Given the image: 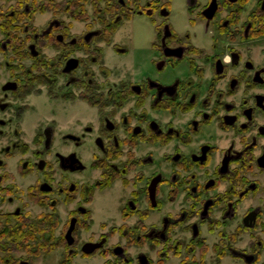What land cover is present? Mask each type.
Here are the masks:
<instances>
[{
	"label": "flooded vegetation",
	"instance_id": "1",
	"mask_svg": "<svg viewBox=\"0 0 264 264\" xmlns=\"http://www.w3.org/2000/svg\"><path fill=\"white\" fill-rule=\"evenodd\" d=\"M82 2L86 19L73 20L85 23L92 0ZM117 2L124 9L115 23L144 16L153 34L130 63L115 66L104 57L111 37L100 36V20L76 39L54 15L29 42L24 13L0 22V51L13 57L0 69V264H29L21 236L28 219L45 215L57 222L53 236L63 222L53 241L69 254L103 251L117 235L149 251L160 245L162 257L188 248L257 260L264 247V0ZM110 190L116 210L107 218L119 223L97 236L96 197ZM89 229L91 238L80 241ZM124 245L110 252L127 264H152L144 251L135 262L127 258Z\"/></svg>",
	"mask_w": 264,
	"mask_h": 264
},
{
	"label": "rangeland",
	"instance_id": "2",
	"mask_svg": "<svg viewBox=\"0 0 264 264\" xmlns=\"http://www.w3.org/2000/svg\"><path fill=\"white\" fill-rule=\"evenodd\" d=\"M24 0H19L21 3H17L18 5H15L16 1H9V0H0V22L3 20L10 21V18L7 14L9 12L16 10L17 13H22L24 10V4L22 3ZM37 0H28V2L34 4ZM61 1V0H60ZM64 1V0H63ZM85 1V0H84ZM70 3H72L71 9L72 10H78L81 9L85 4L82 2V0H71ZM89 3V2H88ZM128 4V3H127ZM180 5L179 1H176L173 4V11H176ZM119 7V8H118ZM123 7H121L117 0H92V7L88 5L87 8V21L85 23L81 21H74L71 18H68L66 14H59L56 16L57 19H61L64 22V25H67V28H64L65 32H67L68 36L74 37L76 39H80L86 31L90 29H97L99 28L98 21L101 20V18L105 21H107L111 14L106 12L107 10H112L111 12H115L113 15H117L118 13H121ZM124 9V8H123ZM118 10V11H117ZM127 11V8H125V12ZM128 14V13H127ZM53 14L50 12H43V13H37L35 15V18L33 19V16L30 17H23V25L22 29L23 31H27V36L24 35V38L29 42L32 38V35L36 32H40L42 29H44L49 20L53 18ZM70 19V20H69ZM4 23V22H3ZM1 24V23H0ZM120 25L117 27V29L111 33V44L115 43L118 45H121L123 47H126L129 49L128 55H117L111 48V44L107 45L104 44V57L106 58V62L110 66H115L117 63H130L132 61L133 55L138 56L137 54L142 52L139 49L141 46L146 42V40L152 36L153 34V27L150 24L149 20L146 19L144 16H133L130 19L123 20V22L119 23ZM25 27L27 29H25ZM30 32V33H29ZM2 39V36L0 35V41ZM48 53H52V50H47ZM13 57L11 54V51L9 50L8 53H4L0 51V69L4 68L3 62L5 60H8L9 63H11ZM29 61H25V64H28ZM78 106V109L81 108V110H85L87 113L93 112V108L87 106L86 104L76 102L75 103ZM114 193V191L110 190L106 192V194L99 195L96 197V203L94 205L95 210V220L93 221L91 230H96L97 236L99 233L104 232L111 228L112 225L119 223L118 221L114 220H108L107 217L111 216V213L115 212L116 205L113 203L111 195ZM101 206L105 207V209L100 208ZM38 208H34V213H36ZM42 214V213H41ZM40 214V215H41ZM45 214V213H44ZM28 220H36L33 218H30ZM103 220V221H102ZM63 222H61V225L57 230H55V240H60V237H62L61 233V227ZM89 229L88 232H80L78 238L81 240H85L87 238H91L92 232ZM91 234V235H90ZM92 238H96L95 236ZM209 241H214L217 237L215 235L208 236ZM129 239V240H128ZM264 239V235H263ZM188 241V240H186ZM32 244L34 242H31ZM57 243V242H54ZM120 243L124 244V246L128 245L126 257L132 258V260L135 262V256L137 252L144 251L148 254V256L152 260V264H263L264 261V247L260 252L259 258L252 262L247 263L245 260H241L239 258H236V256L225 253L224 256H220V253L213 252V251H202L195 249L194 251L190 252L188 248H183L181 251L171 253L170 256L162 257L160 254V245L152 246V250H148L146 247L138 246V245H132L133 238L128 237L127 240L124 238L118 237L117 235L110 236L108 238V242L104 246V250H100L95 252L92 255L84 256L83 254L72 253L69 254L67 247L64 246H54L53 250L49 253H43L41 252L38 255L29 256L27 253H23L22 257L24 261H28L29 264H127L128 259L124 261L122 258H119L117 256H114L110 252V247L114 246V244ZM241 242H238L239 244ZM127 244V245H126ZM127 262V263H125Z\"/></svg>",
	"mask_w": 264,
	"mask_h": 264
},
{
	"label": "trees",
	"instance_id": "3",
	"mask_svg": "<svg viewBox=\"0 0 264 264\" xmlns=\"http://www.w3.org/2000/svg\"><path fill=\"white\" fill-rule=\"evenodd\" d=\"M21 1V0H20ZM71 0H37L34 4L28 2V0H24L22 3L29 4V11L23 10L24 17H32V15L36 12H50L55 16L59 14H66L71 19L77 20H85L86 19V12L83 9L72 10L70 3ZM20 3V2H19ZM21 4V3H20ZM112 10H107L106 12L112 13L111 17L105 21L101 18L100 22L103 23V29L100 34L101 37L109 39L111 33L115 31L117 25L116 15H113L115 12H111ZM118 11V10H117ZM127 14L126 17H128ZM27 31H23V36H27ZM30 33V32H29ZM56 221L51 219L48 215L44 217L41 216L38 220H31L28 224H25L23 233H22V241L25 246H29L28 254L30 255H38L41 252L49 253L53 250L54 246L58 245L59 243H54L53 239V228L56 225ZM35 239L37 241V246H34L33 249L32 240ZM225 253H220V256H224ZM256 261V260H255ZM264 264V262H263Z\"/></svg>",
	"mask_w": 264,
	"mask_h": 264
},
{
	"label": "water",
	"instance_id": "4",
	"mask_svg": "<svg viewBox=\"0 0 264 264\" xmlns=\"http://www.w3.org/2000/svg\"><path fill=\"white\" fill-rule=\"evenodd\" d=\"M91 35V33L88 34V37ZM31 48H33V45H31ZM72 229V226L70 227V229L67 232V239L69 242H71V238L70 236V231ZM102 245V241L95 244V243H87V246L85 245L83 247V251L86 253H91L93 251V249H95L96 247H100ZM119 249V248H118ZM245 258H246V262L247 263H251L252 261H254L255 259V255L254 254H245Z\"/></svg>",
	"mask_w": 264,
	"mask_h": 264
},
{
	"label": "crops",
	"instance_id": "5",
	"mask_svg": "<svg viewBox=\"0 0 264 264\" xmlns=\"http://www.w3.org/2000/svg\"><path fill=\"white\" fill-rule=\"evenodd\" d=\"M252 262H254V261H252ZM252 262H251V263H252Z\"/></svg>",
	"mask_w": 264,
	"mask_h": 264
}]
</instances>
